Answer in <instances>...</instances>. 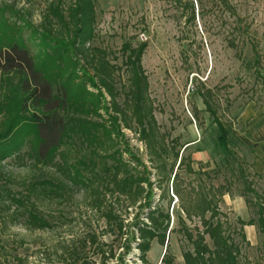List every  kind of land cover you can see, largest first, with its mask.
<instances>
[{
  "label": "trees",
  "instance_id": "1",
  "mask_svg": "<svg viewBox=\"0 0 264 264\" xmlns=\"http://www.w3.org/2000/svg\"><path fill=\"white\" fill-rule=\"evenodd\" d=\"M74 2L66 10L49 6L41 28H32V39L11 21L23 15L0 7V213L12 212L11 223L27 231H51L52 221L37 204L78 193L84 214L76 231L71 227L53 246L50 255L57 264H152L147 257L152 243L167 246L171 233L180 235L183 264H240L236 236L246 241L244 226L264 234V211L256 220L231 223L220 207L237 183H245L249 169L230 147L229 130L201 93L217 125L223 171L202 162L195 170L193 160L181 154L179 139L163 132L154 116L141 64L146 43H122L118 66V57L111 60L92 43L96 0ZM37 38L34 52L29 42ZM121 70L128 91L124 99L115 84ZM129 134L143 146L146 159ZM19 156L52 175L31 182L18 196L2 182L5 161ZM221 173V183L215 184ZM253 175L263 179L264 170ZM8 246L0 238V264H26L27 257ZM174 260L166 249L161 263Z\"/></svg>",
  "mask_w": 264,
  "mask_h": 264
},
{
  "label": "rangeland",
  "instance_id": "2",
  "mask_svg": "<svg viewBox=\"0 0 264 264\" xmlns=\"http://www.w3.org/2000/svg\"><path fill=\"white\" fill-rule=\"evenodd\" d=\"M73 3L0 0V7L6 5L23 15L21 20L15 16L11 21L23 27L25 39H32V28L40 27L49 6L66 10ZM95 4L92 43L105 49L111 60L118 57V66L123 60L118 52L122 43H146L141 64L161 130L179 139L181 154L193 160L195 170L202 162L223 171V153L216 145L217 125L201 93L206 95L216 117L229 130L230 147L249 165L245 183H237L232 195L223 197L220 207L231 223L237 218L256 220L259 211H264V178L253 175L264 170V0H96ZM25 22L31 27L23 26ZM33 41L38 38L29 42L36 52L38 46ZM115 75L124 99L128 92L126 77L123 70ZM129 136L146 159L143 146L133 134ZM4 172L2 185L18 196L26 193L31 182L52 175L50 169L33 166L26 156L6 160ZM180 176L186 177L182 171ZM222 176L219 174L214 183H221ZM60 201L45 197L37 204L38 211L52 221L51 231H27L11 223L12 212L0 213V238L10 249L26 256V264H50L49 258L57 264L50 255L53 246L69 234L71 227L76 231L75 223L84 214L80 195L73 192ZM242 230L246 241L236 236L240 264H264V234L256 226H244ZM20 239L26 244L19 246ZM180 239L178 233H171L167 246L153 242L148 260L162 264L167 249L175 257L174 264H183ZM104 240L109 238L105 236Z\"/></svg>",
  "mask_w": 264,
  "mask_h": 264
}]
</instances>
